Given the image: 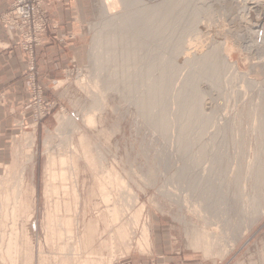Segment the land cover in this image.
<instances>
[{"label": "rangeland", "instance_id": "1", "mask_svg": "<svg viewBox=\"0 0 264 264\" xmlns=\"http://www.w3.org/2000/svg\"><path fill=\"white\" fill-rule=\"evenodd\" d=\"M109 1L114 5L87 0L81 59L54 94L34 80V65L29 66L34 131L24 135L17 160L0 172V264H264V0H132L126 10L118 0ZM43 4L40 35L48 22ZM150 6L169 16L161 21V34L149 42L154 75L161 73V60L181 70L167 73L175 80L164 89L169 131L157 130V104L152 106L154 120L136 109L131 100L141 90L129 92L126 83H119L102 95L94 84L112 70L122 71L102 69L108 54L97 39L101 25L112 16L117 25L118 14ZM40 35L28 49L22 47L28 55ZM208 52L216 54L213 65L196 68V57ZM181 84L185 89L177 101ZM96 90L102 101L98 109L91 101ZM86 112L96 122L86 124ZM47 155L55 158L53 168L63 179H55L58 190L46 197ZM111 167L121 179L119 185H108L117 219L107 210L112 201L104 203L98 182ZM185 167L186 178L179 174ZM222 170L226 174L219 175ZM63 217L71 218L70 233ZM120 227L126 234L115 232ZM196 238L203 243L198 245ZM7 242L16 249L12 255H6Z\"/></svg>", "mask_w": 264, "mask_h": 264}, {"label": "bare ground", "instance_id": "2", "mask_svg": "<svg viewBox=\"0 0 264 264\" xmlns=\"http://www.w3.org/2000/svg\"><path fill=\"white\" fill-rule=\"evenodd\" d=\"M105 1V4L107 5V7H111L112 5H114V3H110L109 0H104ZM109 1V2H108ZM121 4V6H123V8L126 10V8H129L130 4H132V0H118ZM172 1V0H171ZM181 0H179L178 2H180ZM184 1V0H183ZM186 1V0H185ZM184 1V2H185ZM138 2V1H137ZM176 2V0H175ZM177 2L178 6L179 3ZM135 3V2H134ZM169 3V2H168ZM174 3V2H173ZM183 2H181L182 4ZM187 3V2H186ZM176 4V6H177ZM134 5H137V4H134ZM139 5V4H138ZM170 5V3H169ZM167 5V6H169ZM173 5V4H172ZM132 6V5H131ZM171 6V5H170ZM174 7L175 4L173 5ZM183 6V5H182ZM135 7V6H134ZM172 7V6H171ZM173 7V8H174ZM139 7H137L136 9H138ZM122 10V9H121ZM109 11V10H108ZM155 11H161L160 8H154V7H149V8H144L143 9L141 8L140 10H129L127 11L126 13L123 12V14H118V19L119 21L116 22L118 23L117 25H115V22H113V17L112 16V20H109L107 23L102 24V29L99 31V37L97 38L99 40V43L101 44V46L104 48V51L106 52L105 55H107V60L104 61L102 63V69H105L106 71H109L111 70L113 67L115 68H118V69H122L121 72H114L113 70L110 71L112 72L111 75H102V77H99L101 79L98 78V82L96 81L94 84H96L95 87H98L99 90L98 92L101 93L102 95H105V92L107 90H110L111 88L115 87L116 85H118L119 83H126L127 84V90L130 92H136V90L140 91L141 90V93L140 95H137L135 99L131 100L132 103H134V106L135 107H138L136 109H138L142 115L145 116V119L146 120H154L155 118V115L154 114H158V117L156 118V120H154L155 122V125L159 128L157 130H161V131H165L167 129V121L166 118V114H168V112L166 113L168 107H166V103H165V100H166V97H165V94H164V89L165 88H169L171 89V86L172 84L175 83V80L173 81L171 78L172 77H168L167 73L171 72L172 73V76L174 74H177L178 70L180 69V66H178V64H173L174 62H171V65L167 66L165 65L164 62H162L163 60H161V63H163V65L161 66L160 64H158L159 66H157L161 73L159 75V77H156L155 75V72L157 71V68L155 67V63L153 61V58L151 55H150V49H149V42H151L152 40H155L160 34L161 32L163 31V27L165 26V23L164 22H161L162 20H165L167 19L169 16L167 15H163L161 14L160 12H155ZM106 15V14H105ZM116 16V18H117ZM108 19H110V17H108ZM117 21V19H115ZM114 20V21H115ZM195 35V34H194ZM182 37V36H181ZM97 42V41H96ZM98 43V42H97ZM153 43V42H152ZM100 48V47H99ZM218 48V47H217ZM217 51L216 47H215V52ZM214 53V55L216 56V54ZM101 53V52H100ZM213 53H209L210 55L206 54L207 57H202L199 58V57H196V60L195 62L198 63L199 66H197L196 68H201V69H206L208 65H213L212 64V59L214 56H213ZM218 54V53H217ZM212 55V56H211ZM102 56V55H101ZM102 58V57H100ZM153 58V59H152ZM103 59V58H102ZM95 60V59H94ZM187 60V59H186ZM101 61V60H100ZM160 61V59L158 60ZM194 61V60H193ZM209 61L211 62V64L209 63ZM224 61V60H223ZM194 62V64H195ZM215 62V61H213ZM100 63V62H99ZM160 63V62H158ZM209 63V64H208ZM223 63V62H222ZM193 64V63H192ZM191 64V65H192ZM216 64V62L214 63ZM227 64V63H226ZM100 65V64H98ZM218 65V64H217ZM100 66V67H101ZM111 66V67H110ZM189 66V65H188ZM226 66V65H225ZM191 67V66H190ZM189 67V70H191ZM186 68V67H185ZM193 68V67H192ZM101 69V68H100ZM120 69V70H121ZM124 69V70H123ZM158 69V70H159ZM214 69V68H213ZM217 69V68H215ZM214 69V70H215ZM194 70V68H193ZM198 70V69H196ZM207 70V69H206ZM211 70V69H210ZM181 71V70H179ZM200 71V70H199ZM209 71V70H208ZM159 72V71H158ZM198 72V71H197ZM107 73V72H105ZM193 73V72H192ZM201 73V72H200ZM206 73H208L206 71ZM205 73V74H206ZM216 73V72H215ZM155 74V75H154ZM199 74V73H198ZM154 75V79L152 78ZM171 76V75H169ZM157 79H156V78ZM174 79V78H173ZM186 81V80H184ZM183 81V82H184ZM186 82H184L183 84H185ZM188 83V82H187ZM191 83V81L189 82V84ZM177 84V83H176ZM183 84H181L178 89H176V94L174 96V98L177 100L178 97L181 98L180 96L183 97V95H181V93H183L185 89H183ZM187 85V84H186ZM185 85V86H186ZM176 86V85H175ZM97 90L95 91L96 94L94 96V99L91 100L92 101V104H94V108L98 109L102 106V101H100L101 98H97V97H100V95H97ZM174 90V88H173ZM105 91V92H103ZM175 91V90H174ZM139 93V92H138ZM210 93V92H209ZM212 96V95H211ZM264 96V94H263ZM165 97V98H164ZM171 97V96H170ZM169 97V98H170ZM213 97V96H212ZM195 98V97H194ZM182 99V98H181ZM187 100V98H185ZM164 100V101H163ZM176 100H175V103H176ZM185 100V101H186ZM90 101V102H91ZM178 101V100H177ZM192 101V100H191ZM188 102V100L186 101ZM185 102V103H186ZM197 102V101H196ZM161 103V107H160V104ZM169 103V102H168ZM178 103V102H177ZM176 103V104H177ZM204 103V102H203ZM92 104L91 107H92ZM157 104V105H155ZM130 105V104H129ZM153 105L156 106V110L155 112L156 113H152V107ZM171 105V104H170ZM180 105V99H179V104ZM212 105V104H211ZM199 106V105H198ZM208 106V105H207ZM217 106V105H216ZM98 107V108H97ZM159 107H160V110H159ZM172 107V105H171ZM201 107V106H200ZM93 108V109H94ZM203 108V107H202ZM209 109V108H208ZM176 110V109H175ZM198 110V109H197ZM189 112V111H188ZM196 112V111H195ZM212 112V111H211ZM171 113V112H170ZM203 113V112H202ZM176 114V113H175ZM197 113H191L189 112L188 115H191L194 117V115L196 116ZM201 114V113H200ZM199 114V115H200ZM187 114H185V116H188ZM210 115V113L208 114ZM222 115V114H221ZM224 115V114H223ZM222 115V116H223ZM157 116V115H156ZM160 116V117H159ZM169 116V114H168ZM204 116V115H203ZM202 116V117H203ZM96 117V116H95ZM94 117V118H95ZM172 117V116H171ZM206 117V116H205ZM204 117V118H205ZM209 117V116H208ZM221 117V116H220ZM219 117V119H220ZM227 117V116H226ZM190 118V117H189ZM225 118V116H224ZM82 119L85 120V123L86 124H93V122L95 121V119H93V113L92 114H88L87 112L85 114L82 115ZM171 119V118H169ZM173 119V117H172ZM193 119V118H192ZM203 119V118H202ZM218 119V120H219ZM226 119V118H225ZM211 120V119H210ZM221 120H219L220 122ZM96 122V121H95ZM151 124V123H150ZM202 124V123H201ZM208 125V124H207ZM204 126V125H203ZM209 126V125H208ZM222 127H224V125L221 124ZM155 127V126H154ZM202 127V126H201ZM188 128V127H187ZM217 128V127H216ZM168 130V129H167ZM170 130V129H169ZM168 130V131H169ZM199 130V129H198ZM160 131V132H161ZM180 131V130H179ZM171 132V131H170ZM181 132H182V129H181ZM180 132V133H181ZM184 132V131H183ZM200 132V131H199ZM163 133V132H162ZM202 133V132H201ZM169 134V133H168ZM179 134V133H178ZM183 134V133H182ZM164 135V134H163ZM200 135V134H199ZM82 137L80 136L79 139H81ZM181 138V137H179ZM178 138V139H179ZM183 138V136H182ZM181 138V139H182ZM202 138V137H201ZM178 140L179 141H181ZM185 139V138H184ZM183 141V140H182ZM186 141V140H185ZM188 141H186L185 145L187 144ZM182 143V142H181ZM189 144V143H188ZM182 147L184 146V141H183V144H181ZM82 146V145H81ZM187 146V145H186ZM83 148H85L83 146ZM82 148L83 150V153L85 154L86 153V150L84 152V149ZM49 151V150H48ZM51 151H49L48 153L50 154ZM202 152V151H201ZM220 155H222L220 153ZM195 156V155H194ZM199 154H197V159H200L198 158ZM203 154L201 153L199 157H202ZM217 156V155H216ZM195 157V158H196ZM221 158V156H219ZM217 158V157H216ZM218 159V158H217ZM216 160V159H215ZM214 160V161H215ZM197 161V160H196ZM218 161V160H216ZM55 158L51 155H47V163L45 165V173H46V180H45V190H44V194L47 196H50L51 194L53 193H56L57 190H58V187L56 186V183L54 182L55 179H57L58 176H61L60 179H63L62 177V172L57 174L56 171L54 170V166L53 164L55 163ZM59 162L62 164L64 163V159L63 158H60L59 159ZM219 162V161H218ZM196 163V162H195ZM186 166V165H185ZM187 167H185V170L182 169L183 171L182 172H179V174L183 173L184 171L187 172ZM106 172H104V175L102 177V179H98V182L100 183V193H101V196H102V200L104 201V203H108L110 201H112V204L110 206V208H108L107 210L110 211L111 213V217L112 218H115L117 219L118 218V210H116L117 208L115 207V204H114V198L113 197V194L111 193L110 190H108V185H113V184H117L119 185L121 182V179H120V176L118 175L117 171L111 167V168H106ZM188 170H189V167H188ZM226 170V169H225ZM239 170V169H238ZM181 171V170H179ZM190 171V170H189ZM192 171V170H191ZM22 172V171H21ZM184 172V177L186 176ZM257 172V170L255 171ZM254 172V173H255ZM199 173V172H198ZM197 173V176L199 175ZM238 173V172H237ZM259 173V172H258ZM187 174V173H186ZM193 174V173H192ZM222 174H226L223 170L220 171L219 175H222ZM23 175V174H22ZM181 176H183L181 174ZM188 176V175H187ZM190 176H191V172H190ZM224 176V175H223ZM262 176V174H261ZM22 177V176H21ZM200 177V176H198ZM226 177V175H225ZM255 177V176H254ZM186 178V177H185ZM187 178H189L190 180V177L188 176ZM234 179V178H233ZM255 179L258 181L260 179V176L256 175ZM259 182V181H258ZM123 184V183H122ZM259 186H260V183H259ZM73 195L76 197L77 195V189H76V184H74L73 186ZM63 190L66 192L67 189L63 187ZM208 191V189L206 190ZM7 194V193H6ZM9 194V193H8ZM6 197V196H5ZM9 197V196H8ZM17 201V200H16ZM15 201V202H16ZM24 201V199H23ZM21 201L23 204L24 202ZM28 202V201H26ZM111 203V202H110ZM254 204V202L252 203ZM257 204V203H256ZM255 204V205H256ZM19 205V204H18ZM22 205V204H21ZM106 205V204H105ZM109 205V203L107 204ZM15 206V204H14ZM12 206L11 209L14 207ZM17 206V205H16ZM18 207V206H17ZM16 207V208H17ZM20 207V206H19ZM24 207V205H23ZM26 208H28L26 206ZM116 208V209H115ZM10 209V210H11ZM16 210L13 208V211ZM28 210V209H27ZM5 211V210H4ZM12 211V212H13ZM26 211V209H25ZM117 211V212H116ZM6 212V211H5ZM16 212L18 211H15L13 212V215L15 213L16 215ZM24 212V211H23ZM138 212V211H137ZM27 213V212H26ZM25 213V214H26ZM263 212L259 211L258 212V215L256 216L255 218V221L259 220V218L261 217V214ZM12 215V217H13ZM3 216V215H2ZM5 216V215H4ZM136 216V215H135ZM137 216H138V213H137ZM2 220V219H0ZM58 220V219H57ZM60 221L62 222V224L64 225L63 228H66L64 229L67 233H70L71 232V225H70V221H71V218L70 217H63V218H60ZM253 221V222H255ZM1 222V221H0ZM4 222V221H3ZM2 222V223H3ZM72 222V221H71ZM92 222V221H91ZM1 223V224H2ZM56 223V220L53 219V217L51 218L50 216V220H49V225L51 230H53L54 228L52 227L53 224ZM90 224V223H89ZM4 225V224H3ZM91 225V224H90ZM88 225V227H92ZM55 227V225H53ZM93 228V227H92ZM91 228V230H92ZM90 230V228H87ZM55 230V229H54ZM87 230V231H89ZM60 231V230H59ZM94 231V230H93ZM92 231V232H93ZM117 231L119 232V234H126V228H123V227H120L118 229L115 230V232L117 233ZM55 232V231H53ZM62 233V232H61ZM88 233V232H87ZM64 234V233H63ZM89 235V234H87ZM91 235V234H90ZM89 235V236H90ZM118 235V234H116ZM60 236V234H59ZM126 237V236H125ZM124 237V239H126ZM12 238V237H11ZM88 238V236H87ZM120 238V237H119ZM121 239H123V237H121ZM199 238H196V243L198 245L202 244L203 241H198ZM13 240V239H12ZM17 240V239H16ZM11 241V239H10ZM127 241V240H126ZM125 241V242H126ZM17 242V241H16ZM18 244V242H17ZM13 244L11 242H7V245L6 246H3L5 247V252L7 251L9 254H13L16 249L13 248L12 246ZM14 245L16 246L15 244V241H14ZM1 246V245H0ZM124 246V245H123ZM2 248V246L0 247V249ZM12 249H15V251H13ZM2 251V249H1ZM6 252V253H7ZM13 252V253H11ZM76 252V251H75ZM8 253L6 255H8ZM5 254V253H4ZM15 256V255H14ZM223 256V255H222ZM264 256V255H263ZM0 257H1V253H0ZM10 257V256H9ZM12 258V256L10 257ZM9 258V259H10ZM15 258V257H14ZM2 259V258H1ZM65 261L67 260L66 257L64 258ZM63 259V260H64ZM11 260V259H10ZM14 260V259H13ZM80 260V259H79ZM1 261V260H0ZM64 262V261H62ZM264 262V261H263ZM85 262L81 261V264H84ZM12 264V263H11ZM94 264V263H92Z\"/></svg>", "mask_w": 264, "mask_h": 264}, {"label": "crops", "instance_id": "3", "mask_svg": "<svg viewBox=\"0 0 264 264\" xmlns=\"http://www.w3.org/2000/svg\"><path fill=\"white\" fill-rule=\"evenodd\" d=\"M12 1L0 0V16ZM43 5L48 22L31 56L17 43L15 30L0 20V172L17 160L24 135L34 131L29 66L34 65V80L54 94L82 56L87 0H44Z\"/></svg>", "mask_w": 264, "mask_h": 264}, {"label": "built area", "instance_id": "4", "mask_svg": "<svg viewBox=\"0 0 264 264\" xmlns=\"http://www.w3.org/2000/svg\"><path fill=\"white\" fill-rule=\"evenodd\" d=\"M41 0H13L0 20L12 27L18 37V44L28 49L44 28V11L40 9Z\"/></svg>", "mask_w": 264, "mask_h": 264}]
</instances>
